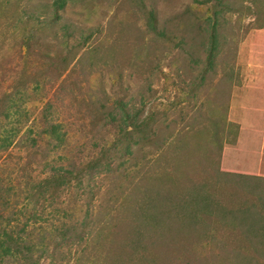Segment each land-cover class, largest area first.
I'll return each mask as SVG.
<instances>
[{
    "label": "rangeland",
    "instance_id": "rangeland-1",
    "mask_svg": "<svg viewBox=\"0 0 264 264\" xmlns=\"http://www.w3.org/2000/svg\"><path fill=\"white\" fill-rule=\"evenodd\" d=\"M263 54L264 0H0V224L40 264H264Z\"/></svg>",
    "mask_w": 264,
    "mask_h": 264
},
{
    "label": "trees",
    "instance_id": "trees-1",
    "mask_svg": "<svg viewBox=\"0 0 264 264\" xmlns=\"http://www.w3.org/2000/svg\"><path fill=\"white\" fill-rule=\"evenodd\" d=\"M208 1H211V0H208ZM223 3L224 2L222 1V4ZM218 4L220 5L221 2L218 1ZM145 9H146V7H145ZM192 10L193 9H192L191 5H188L186 10H184V12L182 14V17L191 21ZM146 13H145V18L147 21L146 23L151 27L150 28L151 30L152 29L155 30L157 25H159V23H157L156 11L154 9H146ZM180 15L181 14H177L174 17H171L167 20H164L162 25L161 26L159 25L160 29L156 30V33L161 37H165V38L169 37L171 35V31L168 29V27L174 25V22L176 20L182 19ZM214 25H216V17H214L213 26ZM213 30H215V29L213 28ZM193 32L194 31L192 30L190 32V34H192ZM213 34L214 33H212L211 36L215 37V35H213ZM45 122L49 123V121H45ZM16 129L17 128L10 130L9 132H7L8 135H6L5 137L2 138L5 146L9 145L13 136H15V134H17ZM57 130L58 129L54 125L51 124V125H49V130L47 131V133H50V135L55 136L57 134ZM1 144H0V146H2ZM24 212L26 213L27 211H24ZM236 212H238V211H236ZM21 213H23V212L20 211L19 208L15 207V210L13 212H11V216L6 217L7 219L5 218L6 222L0 224V262H2V263L4 262V264H13L14 262H17L18 259H20L22 261H28V260L32 261V264H40V259H33V257L35 256L33 254V253H35L34 248H36V246H34V242L32 241V239H33L32 235L33 234L29 235V234L25 233L24 229H25L26 225H24V224H22V227L20 228V230H14L15 225L17 224V221L15 219H18V217H19L18 214H21ZM30 213H31V215L27 216V219L25 221L26 223L27 222L35 223L41 219L39 217V213H37V211L36 212L31 211ZM15 216H17V217L15 218ZM246 216H249V214H246ZM40 246L41 247H39V251H38L39 257L38 258H41V256H43L48 251V248L44 247L43 244H40Z\"/></svg>",
    "mask_w": 264,
    "mask_h": 264
},
{
    "label": "crops",
    "instance_id": "crops-1",
    "mask_svg": "<svg viewBox=\"0 0 264 264\" xmlns=\"http://www.w3.org/2000/svg\"><path fill=\"white\" fill-rule=\"evenodd\" d=\"M264 55V54H263ZM253 78L251 77L250 80H252ZM254 82V86L256 87V92H255V96L256 98H258L259 102H264V74L259 76L255 75V81L253 79ZM253 113V115H251ZM250 117H252V119L250 120V124H251V135L254 138V141L256 143V147H257V171L255 172V174H263V169H264V160L262 159L264 157V107L260 108V111H253L250 112ZM254 154H256V152H253ZM253 154H250V156H252ZM260 156V157H259ZM259 172V173H258Z\"/></svg>",
    "mask_w": 264,
    "mask_h": 264
}]
</instances>
